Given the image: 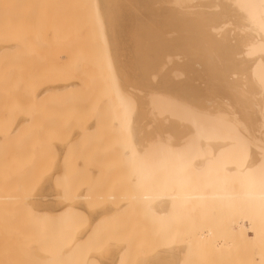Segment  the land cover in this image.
<instances>
[{
    "label": "bare ground",
    "instance_id": "obj_1",
    "mask_svg": "<svg viewBox=\"0 0 264 264\" xmlns=\"http://www.w3.org/2000/svg\"><path fill=\"white\" fill-rule=\"evenodd\" d=\"M59 2L63 3V7L67 2L78 3L77 10L85 13L89 20L92 39L97 48L94 61L98 67L104 99L102 116L109 129L112 145L116 147L117 162L122 169L120 175L127 181V193L123 200L128 203L125 202L124 208H130L131 213L137 215V219L142 221L144 235L151 243L156 242L159 248L150 256L148 264H264V132H255V135L260 133L258 137L254 132L248 133V129L252 132L255 128H262L264 113L260 114L259 123L252 120L251 127L246 123V120H251L250 114L256 112V96L260 97L261 106L264 107V0ZM173 33L176 37H166ZM257 36L260 37L258 40L255 39ZM130 45L133 46L130 49L136 50L133 49L128 58L135 65V69L129 73L128 65L123 63L124 58L120 56ZM196 82L199 84L195 85ZM58 87H53V96L74 87L77 90L79 88L74 84ZM207 89L222 98L214 100L205 97L203 90ZM44 91L41 92L43 96L46 94ZM98 109L101 107L98 106ZM19 128L22 130V127ZM29 149L24 151L28 152ZM0 156L2 158V154ZM5 163L4 169L9 171V160ZM4 173L2 171L0 181L2 177L6 179ZM11 197L7 198L14 199ZM24 197L27 199V196ZM31 206L29 209L32 211ZM39 211L35 212V215L38 213L35 223L38 221L39 226L55 223L58 228L55 239L57 245L71 242L63 237L71 229L78 210L74 212L73 208L65 207L54 216L46 215L41 209ZM15 230L13 232L12 229V232L15 233ZM8 232L4 233L5 236L11 233V229ZM6 242L9 248L11 245ZM75 247L76 243L66 248L59 261L65 264L69 258L73 259L68 254ZM124 251L121 249L117 254V264H122ZM21 262L24 264L25 261Z\"/></svg>",
    "mask_w": 264,
    "mask_h": 264
},
{
    "label": "rangeland",
    "instance_id": "obj_2",
    "mask_svg": "<svg viewBox=\"0 0 264 264\" xmlns=\"http://www.w3.org/2000/svg\"><path fill=\"white\" fill-rule=\"evenodd\" d=\"M64 6L67 8L63 7V3H60L59 0H50V2L49 0H4V2L0 0V49L3 48V51L0 52V121L8 124L5 125L0 122V135H2L0 137V155L2 154V158L0 156V162L2 161L0 166L4 163L2 165L3 168L0 167V173L2 174V171H5L6 173H4V175L6 179L11 180H8L7 183L5 177V180L2 177V181H0V183H2L0 184V198L1 193L5 196L4 199L3 196L1 198L3 201L0 200V210L2 213H0V223H3L0 224V246H3V248H0V264H23L21 261H25L24 264H27V261L28 264H61V257L65 254V249L75 243L76 247L73 252L68 254L74 258H69L65 264H117L118 259L116 257L121 249L125 250L123 252L124 259L122 264H148L150 262V256H153L152 254H155L156 250L159 248L156 242L151 243L149 239H147V236L144 235L145 232L143 230L142 221L137 219V215L133 212L131 213L130 208H126V206L124 208V205H126L125 202L128 203L127 200H123L127 193V181L123 175H120L122 174V169L117 162L116 147L112 145L110 134H108L109 129L102 116L104 111V99L102 97L101 84L98 78V67L95 65L96 61H94L97 48L95 46V41L92 39L89 20L86 15H84L85 13H80L77 10L78 3L67 2ZM227 27H229V25ZM4 30L5 32H3ZM38 33L40 34V38ZM175 35L173 33L166 37H176ZM253 35L256 34L253 33ZM74 37L76 39H74ZM30 38L31 40L33 39L32 42ZM257 38L259 39L260 37H255L256 40H258ZM37 45L39 46L37 47ZM131 47L133 46L130 45V47L124 49V55L123 52L122 56L119 55L121 59L124 58V60H122L124 61L123 63L128 65L129 73L135 69V65L128 59L129 56L132 55L130 52H133V49L134 51L136 50V48L130 49ZM8 75L10 77H8ZM25 76L27 79L24 78ZM65 80L68 83L67 85H65ZM69 81L71 83H69ZM70 84L78 85V90L77 87H74L72 90L70 89L69 91L63 92V94L55 93V96H53V87L69 86ZM194 84L198 85L199 83L196 82ZM27 86L31 89H28ZM32 88L35 89L32 90ZM46 88L49 90L52 89L50 90L51 93L49 90L47 91L49 94L44 91L47 90ZM35 91L39 93L37 92L36 94L34 93ZM43 91L46 93L44 96L43 93H41ZM74 93H76V95H74ZM203 93L205 97L210 99L217 100L219 97L222 98L221 95L214 93L211 89L203 90ZM32 94L34 95V99L32 98ZM31 99L32 101H30ZM74 100L77 102H74ZM31 102L34 105L29 104ZM254 102L257 105L256 112L254 115L250 114V121L246 120L247 125L250 127L252 125L251 121L255 120L256 124L259 123L260 114L264 113V107L263 105L261 106L262 103L259 96L255 97ZM98 106L101 107V109H98ZM45 117H48L47 120ZM6 118H8L6 120L7 122L4 121ZM262 124L261 129L255 128L253 131L251 130L252 132L248 129V133L252 134L254 132V135L255 132L263 133L264 118ZM19 127H22V130H20ZM13 129L15 131H13ZM179 130L180 129H178V132ZM9 131L10 133H8ZM258 135L260 136V133ZM258 135L256 134L255 136L258 137ZM15 136L16 138H14ZM27 140L30 145L27 143ZM10 142L15 143L11 144ZM8 144H10V146H8ZM27 144L29 146H27ZM18 145L19 148H17ZM25 146L27 148H25ZM28 148L30 149L26 152ZM25 153L27 154L22 155ZM19 155L20 157H18ZM21 156H23V158H21ZM8 160L9 163L12 161L10 164L7 163V165H10L8 168L9 171L12 170L11 173L4 169L6 168V166H4L6 165L5 162ZM11 165H13V167H11ZM27 170L29 172H27ZM1 174L0 180L1 176H3V174ZM24 176H27V178ZM11 182L13 187H10ZM26 182H29V185H27ZM3 184L4 187L2 186ZM8 187L10 189H8ZM23 190L24 192H22ZM14 191L18 194L16 195ZM22 195L27 196V199ZM7 197H14V199H8ZM6 198L8 202L9 200L15 199H19L20 202L18 203L19 200H15L8 203ZM28 203H31L33 206ZM19 204L20 206L18 208ZM27 204L28 207L26 206ZM29 205L32 211L29 209ZM65 207L73 208L74 212L78 210V213H76L71 229H69L63 237L64 239H70L71 242L57 245L55 239L58 228L55 223L52 224V222H50L46 226H39L37 224L38 221L35 223L36 216L40 212V209L46 212V215L54 216ZM33 209L36 210H34L35 212L38 211L36 215ZM10 211L11 213H9ZM7 212L9 214H7ZM4 219L6 221H3ZM12 219H14V221ZM18 222L20 223L18 224ZM15 223L17 224L15 225L17 228L13 226ZM3 225H6L9 229ZM2 228L7 230L3 229L2 232ZM10 229L11 233L9 234ZM12 229L13 232L16 229V234L12 232ZM7 232L9 235L5 236ZM36 233H38V235H36ZM9 236H11V238ZM6 237L9 241H7ZM13 237L15 238L12 241ZM14 241L17 245H14ZM5 242L6 244L10 243L9 246H11L9 248L6 247L8 245H5ZM144 243L147 244L145 245ZM4 245L6 248H4ZM4 249H10V251L7 250V252H2ZM12 254H17V256ZM2 255L8 256L4 258ZM23 257L24 259H22Z\"/></svg>",
    "mask_w": 264,
    "mask_h": 264
}]
</instances>
